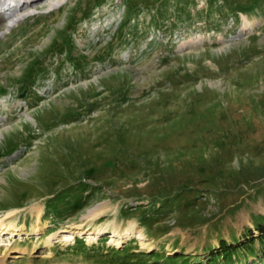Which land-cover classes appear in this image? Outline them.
<instances>
[{
	"label": "rangeland",
	"instance_id": "obj_1",
	"mask_svg": "<svg viewBox=\"0 0 264 264\" xmlns=\"http://www.w3.org/2000/svg\"><path fill=\"white\" fill-rule=\"evenodd\" d=\"M53 1L0 19V264L264 259V0Z\"/></svg>",
	"mask_w": 264,
	"mask_h": 264
},
{
	"label": "trees",
	"instance_id": "obj_2",
	"mask_svg": "<svg viewBox=\"0 0 264 264\" xmlns=\"http://www.w3.org/2000/svg\"><path fill=\"white\" fill-rule=\"evenodd\" d=\"M255 229L259 232V236L257 237V240L260 241V245L264 252V216L261 217V222H258L255 226ZM252 231H250L251 233ZM254 242L255 239L253 237V232L251 233V238L245 242H234V244H228L225 240H221L219 244V251H217L215 248H211L209 250L210 256L207 260V264H215L218 261L223 262L224 264H237L239 261L243 262L241 257H246L247 261L250 256H256L260 259V262L263 263L264 259L260 257L259 252L255 250L254 248ZM262 251V250H261ZM158 254V253H154ZM163 255V254H158ZM161 259H165V255ZM183 256L185 259L179 263L174 262L173 264H190V259L187 256H184V254H180L177 257ZM170 258V257H169ZM197 259V258H195ZM164 263L163 261H160ZM193 264H201L200 262H195ZM255 264V263H253ZM257 264V263H256Z\"/></svg>",
	"mask_w": 264,
	"mask_h": 264
},
{
	"label": "bare ground",
	"instance_id": "obj_3",
	"mask_svg": "<svg viewBox=\"0 0 264 264\" xmlns=\"http://www.w3.org/2000/svg\"><path fill=\"white\" fill-rule=\"evenodd\" d=\"M37 1L38 0H0V5L3 4V7H1L2 9L0 8L1 9L0 10V14L1 13L4 14V15H0L1 21L9 20L8 29H10L11 27H13L18 22V20H20L21 18L23 19V18L27 17V15H22V12H21L22 9L24 8V6H26L28 4H31V3H35ZM64 1L65 0H55V1H53L51 3L50 7L58 8V7H60V6H62L64 4ZM8 2L14 4L13 8H11L12 5H7L6 4ZM18 231H21L19 229V227L14 228L13 231H9V230L6 229V227H2L1 230H0V236H5V235H8V234H12L11 236L13 238V237H16L17 235H20ZM117 232L118 231H115L113 233L114 237L118 236L119 233H117ZM73 239H74V237L70 236V237H67V239H65V241L73 240Z\"/></svg>",
	"mask_w": 264,
	"mask_h": 264
},
{
	"label": "water",
	"instance_id": "obj_4",
	"mask_svg": "<svg viewBox=\"0 0 264 264\" xmlns=\"http://www.w3.org/2000/svg\"><path fill=\"white\" fill-rule=\"evenodd\" d=\"M27 90H28V88H27V89H25L23 92H21V93H20V95H19V97H20V98H26V96H27V93H28V91H27Z\"/></svg>",
	"mask_w": 264,
	"mask_h": 264
}]
</instances>
